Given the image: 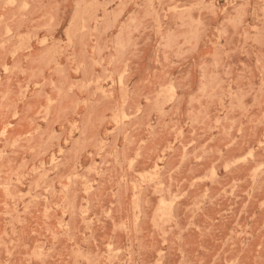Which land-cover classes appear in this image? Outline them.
<instances>
[{
    "label": "rangeland",
    "instance_id": "obj_1",
    "mask_svg": "<svg viewBox=\"0 0 264 264\" xmlns=\"http://www.w3.org/2000/svg\"><path fill=\"white\" fill-rule=\"evenodd\" d=\"M0 264H264V0H0Z\"/></svg>",
    "mask_w": 264,
    "mask_h": 264
}]
</instances>
